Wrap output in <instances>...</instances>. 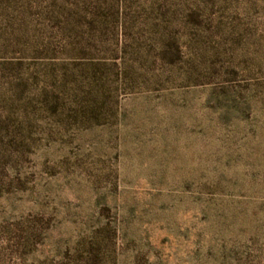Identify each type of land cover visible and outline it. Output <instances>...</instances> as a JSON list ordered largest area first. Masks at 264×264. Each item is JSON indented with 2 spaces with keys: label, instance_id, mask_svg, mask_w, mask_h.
<instances>
[{
  "label": "rangeland",
  "instance_id": "obj_1",
  "mask_svg": "<svg viewBox=\"0 0 264 264\" xmlns=\"http://www.w3.org/2000/svg\"><path fill=\"white\" fill-rule=\"evenodd\" d=\"M0 264H264V0H0Z\"/></svg>",
  "mask_w": 264,
  "mask_h": 264
}]
</instances>
